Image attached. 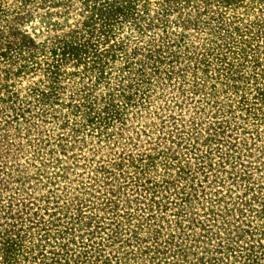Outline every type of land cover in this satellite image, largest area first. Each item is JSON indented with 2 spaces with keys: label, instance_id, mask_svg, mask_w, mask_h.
<instances>
[{
  "label": "rangeland",
  "instance_id": "obj_1",
  "mask_svg": "<svg viewBox=\"0 0 264 264\" xmlns=\"http://www.w3.org/2000/svg\"><path fill=\"white\" fill-rule=\"evenodd\" d=\"M110 4L118 11H108ZM66 44H81L78 58L62 53ZM162 55L169 56L163 64L151 59L162 61ZM113 105L120 107L119 114L105 133L104 126L83 128L84 114ZM218 126L225 131L221 143ZM244 128L259 131L257 146L263 150L264 0H0V208L12 205L17 213L25 204L33 206L5 227L20 232L27 250L33 241L43 243L32 261L22 251L14 264H74L81 253L85 264H103L106 258L115 264L121 252L130 264H151L150 255L141 251L156 244L151 231L163 226L161 240L169 239L180 219L183 247L190 242L197 252L190 258L264 264V249L256 247L264 244L259 226L264 216L249 217L247 211L245 217L240 212L228 217L232 230L252 229L246 236L255 245L250 260L238 256L248 245L245 239L231 249L228 245L237 243H228L222 229L217 234L221 222L208 234L211 244L191 239L206 233L199 220L209 205L203 195L225 198L223 207L233 208L242 198L264 193V150L248 145L252 154L244 157L253 192L250 185L245 189L232 158L220 154L219 147L229 152L230 146L244 145ZM170 147L178 158L169 161L185 171L170 190L157 195L174 201L186 189L196 199L186 209L161 197L167 208H151L153 195L144 189L148 181L159 188L178 178L182 168L166 170L159 163L166 162ZM152 155L156 163L142 166L147 176L138 179L141 172L131 162L146 163ZM106 170L115 173L106 179L110 185L102 182ZM58 171L67 177L57 176ZM110 198L112 211L106 206ZM78 209L106 218L112 229L122 220L123 236L117 242L77 236L71 249H62L53 236L48 243L39 241L48 220L67 225ZM188 211L184 219L178 215ZM138 228L144 239L126 242ZM109 232L107 227L102 235ZM91 248L99 252H87ZM0 264H6L2 253Z\"/></svg>",
  "mask_w": 264,
  "mask_h": 264
},
{
  "label": "trees",
  "instance_id": "obj_2",
  "mask_svg": "<svg viewBox=\"0 0 264 264\" xmlns=\"http://www.w3.org/2000/svg\"><path fill=\"white\" fill-rule=\"evenodd\" d=\"M106 8V7H105ZM105 11V9H101V11ZM108 11H118L115 9V7L110 4V8H108ZM31 43H34L33 40H31ZM171 47V46H169ZM81 44L80 45H67L63 47V54L64 55H70L72 57H76L78 58L79 55L81 54ZM83 52V51H82ZM171 53L172 57H174L175 54H172L173 52H169ZM162 59V61L160 59H158V56H153L151 59H153L154 61H159L162 62V64L165 62V60L167 61L169 56L167 57L166 55H162L161 57H159ZM156 59V60H155ZM174 59V58H172ZM176 60H171V62H169V64L174 63ZM125 95V94H124ZM120 107H115V105L113 106H108V108H106L105 110H100V112H92L89 111L86 114H84L83 116L86 118V120L84 121L83 124V128H87L86 126H91L93 129L94 128H99L101 129L102 126L107 127L104 131H102V133L106 132L109 125L108 123L112 122L115 118V116L117 114H119V109ZM109 123V124H110ZM217 133H215L219 138H217L219 140V142L221 140H223L222 138L225 136V131H224V127L223 126H218V129L215 128ZM245 130V128H244ZM79 131V130H78ZM77 131V132H78ZM246 133H248V135H246ZM245 136L243 138V140L245 141L244 145L242 147H238L237 149H234L232 146H230V151L229 152H225L224 149L220 148V154L222 156V159L225 157L227 158V160L229 161L230 158H232L231 164L233 166V168H237L238 171L237 173L239 174L238 176H240L241 182L246 184L244 187L245 189L249 188L250 185V191L253 192V189L251 186V182L250 178L251 176L248 175V170H247V165H245V161H244V157H248L252 154V151H250L251 149H249L248 145H252L255 148H257L258 151H260L261 153L263 152V150L261 149L262 147H258L257 145H259V142L262 141L260 139V135H259V131L254 129L253 131H246L244 132ZM222 136V138H221ZM176 140L177 138L174 137ZM175 139H172V142L176 143L177 141H175ZM179 142V141H178ZM221 143V142H220ZM66 148L63 146V150H65ZM174 147H170L169 151L166 152V156L167 158L165 159L166 162L160 161L159 163L164 164V167L166 168V170L168 169H172V168H176V167H180L182 169H180V171H177L176 177L178 178H174L173 182L172 181H165V184H163L164 186L160 185L159 188H157L156 186H158L157 184H155V186L150 185V181H148V183L146 182L147 187L144 188L147 191H150L153 195L152 198H150V203L149 206H151V208L157 207L158 209H162V208H167V204L168 203H174L178 206H183L185 207V209L187 208V204H192L193 205V200H196L193 198L192 196V192H186V189H183V191H178V193H176V198L173 201L168 200L167 198H169V195H166L164 197H161L157 194H164L165 191L170 190L171 187L170 185H174V182L179 179H182V174L184 173L185 169L179 165L180 163L177 164H173L175 163L174 161H169L171 158H173V160L177 159L178 157H175V155L171 156L170 151L173 150ZM171 153H175V150L172 151ZM57 162H61V159L56 158ZM155 158L152 155L151 157H149V159H147V162L145 163L144 161H140L141 163H135V160H133L131 162L132 166H136V169L138 170L137 173L139 174L141 172V177L137 176L138 179L140 178H145V176H147L146 174V168H148L150 165H154ZM144 162V163H143ZM137 164V165H136ZM142 166H146V168H143ZM67 168V167H66ZM65 168H62V170ZM108 175L104 176L105 179H103L104 181H102L105 185H110L111 183L106 180L109 178H112L113 176H115V173L113 171H108ZM169 173V175H173V173H171L170 171H167ZM104 174V173H103ZM125 174V173H124ZM57 176H61V177H67V175H63V173L61 172H57L56 173ZM95 176V175H94ZM116 178V177H114ZM237 178V177H236ZM99 178L94 177L95 182H101V181H97ZM237 181L239 180L238 178L236 179ZM137 181V179H136ZM139 182V181H137ZM160 184V183H158ZM177 186V185H176ZM179 186V185H178ZM193 187V186H192ZM115 193V192H114ZM181 193L185 194L184 195H180ZM175 194V193H174ZM113 195V194H112ZM245 196H247V194H245ZM157 197H161L162 199H167V201H165V205L162 204V201L157 199ZM203 198L205 199H209V200H205L204 202L207 203L209 202V205H207V207H205L206 212L204 213V219H199L200 220V224L204 223L201 225L202 230H205L206 233L199 234V238L195 239V238H191L192 240H196V241H201L204 244H211V240L212 238L209 237V232L211 231V228H213L215 225H217V222H221V227L218 228L219 230H217V234H220L219 231L222 229L225 233L226 239L228 240V243H230L231 241H234L235 243H237V246H230L228 245V248L231 249H235L236 247L239 248L240 247V243L239 241L245 239L244 241L248 243L247 246L243 245V251H240V253L238 254V256L243 257L245 256L247 260H250L254 254V248L255 245L254 244H250L249 242L251 241H247L246 236L253 233L252 229L248 228V230H243L242 232H239V228L237 230H232L231 226H232V220H229V216L233 215V219L234 216L237 215L236 212H240L239 215L242 216H246L247 211H249L250 213L248 214L249 217H253V216H257V217H262L264 216V193L259 194V195H255L252 194V197H246V198H242V201L240 202H235L233 205V208H229V207H223L224 205H226V200L225 198H220L218 199V201L216 200H210V197H206L205 195H203ZM212 199V198H211ZM113 199L110 198L108 203H106V206L108 209H110V211H112L111 209H114L115 207H112L114 205V201H112ZM31 203V202H29ZM237 204V205H236ZM256 204L257 205H261L262 208L261 209H256ZM161 205L165 206L161 208ZM174 205V206H176ZM8 206V207H7ZM3 205L2 207L4 208H0V220H4L3 222H0V253H2V256L5 259L6 264H14V262L17 260V256L18 255H24L22 254V251H25L26 253L28 252L31 261L36 257L34 256V254L37 252V250H40V248H42V244L43 243H37L35 241H33V246L30 247L29 250L26 249V247H23V237L20 235L19 231H15L13 229H8L5 227V224H7V220H18L19 218H22V215H27L29 213H31L32 209H34V207L30 206V204H25V209L22 210H17V213H14V211H12V205ZM219 207H222L219 209ZM9 209V210H8ZM39 209V208H38ZM26 210V211H25ZM208 210V211H207ZM251 212H256L255 214H251ZM186 214H184V212H180L178 215L183 217L182 219H184V217H187L189 214L188 212H185ZM34 215H38V212H35ZM53 216L57 215L56 213L52 214ZM247 215V216H248ZM99 215L95 214V215H86L83 214L81 212L80 209L77 210L76 212V216H73V221H70V223H67V225L63 224V223H56L57 219L50 221L48 220V225L44 224V226H42V229L45 231L43 234V237L39 239L40 242L45 241V243H48V239L47 237L53 236V239H56L57 241H59V245L62 246V249H71L70 247H72L73 244H75L77 242V236L79 237H83L82 235H92V236H101V238L106 239L107 241L111 242V241H116L119 238H121L124 234V230L122 226L123 221L121 220H116L117 222V226L115 227V229H112V223L111 221H106V218H101L98 217ZM30 218V217H29ZM86 218H89L86 219ZM250 219V218H249ZM40 222V221H39ZM120 222V223H119ZM178 225L177 227L174 229H171V232L168 233L170 235L169 239H165V240H161V238L163 237V235L165 236V232L164 229L165 227L162 226L161 229H153L151 231V237H152V242L156 243L154 245V247H144L145 249H141L142 253L146 254V255H150L149 259L151 264H230L228 261H224L223 258H216V257H209L206 255H200V256H192L191 255H195L197 252L192 248L193 245L190 244V242L187 244L186 247H183V243L181 241V237L183 235H181L180 233H177V229L180 231L182 228V223L183 220H178L177 221ZM71 224V227L69 226ZM124 224V223H123ZM9 225V224H8ZM108 225V226H107ZM260 227L264 228V225H259ZM110 227V230H112L113 232H109L106 236L102 235V232L107 228ZM170 228H172V226H169ZM100 232V230H102ZM135 232L132 234V237H127L126 238V242L131 243L132 241H134L135 243H138L140 241H142V239H144L143 237H140L139 231L141 229L138 228L134 229ZM174 230V231H172ZM100 232V233H99ZM197 231L194 230V233H196ZM235 232V233H234ZM99 233V234H96ZM137 233V234H136ZM188 238L190 237V234L186 235ZM203 237V238H202ZM250 237V235H249ZM253 238V237H252ZM208 241V242H207ZM117 242V241H116ZM165 242V244H164ZM100 245H102L100 243ZM44 246V245H43ZM196 247H198V245H195ZM221 246V244H220ZM158 247H162V249H157ZM205 247V246H204ZM256 247H258L259 249H264V244L259 243L256 244ZM26 249V250H25ZM100 249V247L98 248ZM93 250V248H91V250L87 249V252H91V253H97L99 252V250ZM157 249V250H156ZM203 251H207L206 247L205 250ZM160 253V254H158ZM67 254V253H66ZM83 253H81L82 255ZM244 254V255H243ZM80 254L76 257L77 259H73V263L74 264H85L84 262L86 261H81L84 256H81ZM160 255V256H159ZM117 261L115 264H130L129 258L125 257L123 255V253L121 252L120 255H117ZM170 256H173L171 261H167V258H169ZM237 256V255H236ZM28 257H25V259ZM64 258V257H62ZM92 259H90L89 261L87 260L88 263H91ZM255 261V260H254ZM111 260L110 258H106L104 259V263L103 264H110ZM66 264H70L69 262H66ZM256 264H260L258 261H256Z\"/></svg>",
  "mask_w": 264,
  "mask_h": 264
}]
</instances>
